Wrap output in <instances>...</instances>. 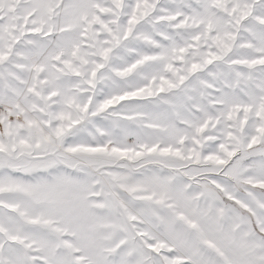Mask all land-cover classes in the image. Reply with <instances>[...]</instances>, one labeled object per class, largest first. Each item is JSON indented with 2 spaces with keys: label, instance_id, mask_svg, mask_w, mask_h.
I'll return each mask as SVG.
<instances>
[{
  "label": "snow or ice",
  "instance_id": "1",
  "mask_svg": "<svg viewBox=\"0 0 264 264\" xmlns=\"http://www.w3.org/2000/svg\"><path fill=\"white\" fill-rule=\"evenodd\" d=\"M0 264H264V0H0Z\"/></svg>",
  "mask_w": 264,
  "mask_h": 264
}]
</instances>
